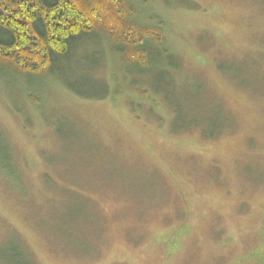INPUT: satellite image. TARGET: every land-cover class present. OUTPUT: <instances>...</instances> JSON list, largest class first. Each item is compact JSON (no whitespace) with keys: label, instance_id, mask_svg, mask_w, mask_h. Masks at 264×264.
I'll list each match as a JSON object with an SVG mask.
<instances>
[{"label":"rangeland","instance_id":"obj_1","mask_svg":"<svg viewBox=\"0 0 264 264\" xmlns=\"http://www.w3.org/2000/svg\"><path fill=\"white\" fill-rule=\"evenodd\" d=\"M133 1L166 24L174 99L166 78L122 80L105 58L72 67L94 81L79 92L102 79L104 98L57 73H0V264H17L13 247L31 264H264V0ZM175 102L207 126L222 106L234 124L181 131Z\"/></svg>","mask_w":264,"mask_h":264},{"label":"trees","instance_id":"obj_2","mask_svg":"<svg viewBox=\"0 0 264 264\" xmlns=\"http://www.w3.org/2000/svg\"><path fill=\"white\" fill-rule=\"evenodd\" d=\"M142 16L145 15L133 0H0V73L7 71L18 79L24 78L25 82L33 76H55L57 73L63 76L58 80L67 89L85 97L104 98L110 92L102 79L97 81L104 88L102 92H79V88L94 81L76 70L74 72L72 67L78 66L80 71L84 69L83 63L87 65L90 62L88 64L92 66L85 70H99L97 64L105 58L115 69L117 64L120 65L118 71L122 80L127 74L142 77L154 73L159 78H166L165 85L170 90H163L164 94L174 99L179 94L175 85L178 79L182 82L183 75L179 71L181 66L177 53L168 45L164 31L166 24L157 17H152V22H145ZM82 40L89 41L95 49L77 53ZM166 63L174 71L170 73L163 68ZM74 74H77L76 78L71 79ZM234 77L240 84L247 85L248 78L244 73L238 71ZM130 81L131 88L138 85L136 79ZM144 89L148 94V89ZM28 96L33 102H38L32 94ZM172 107L174 123L182 124L181 131L198 129L205 138H217L234 124L222 106L215 112L210 107L208 126L197 115L189 118L179 102ZM213 124L214 131H210L209 126ZM13 248L12 257L17 264H31L22 256L18 258L19 250ZM258 261L264 263V252L258 256Z\"/></svg>","mask_w":264,"mask_h":264}]
</instances>
